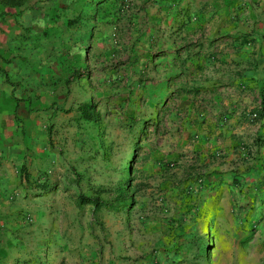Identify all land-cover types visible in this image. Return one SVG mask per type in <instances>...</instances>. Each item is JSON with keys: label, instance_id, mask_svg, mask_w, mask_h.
<instances>
[{"label": "rangeland", "instance_id": "1", "mask_svg": "<svg viewBox=\"0 0 264 264\" xmlns=\"http://www.w3.org/2000/svg\"><path fill=\"white\" fill-rule=\"evenodd\" d=\"M203 1L34 0L1 14L0 137L20 183L0 214V264H239L256 233L240 180L260 152L250 134L207 144L215 121L185 87L216 79L226 55H192L190 71L165 51L214 32L195 18L216 11Z\"/></svg>", "mask_w": 264, "mask_h": 264}, {"label": "crops", "instance_id": "2", "mask_svg": "<svg viewBox=\"0 0 264 264\" xmlns=\"http://www.w3.org/2000/svg\"><path fill=\"white\" fill-rule=\"evenodd\" d=\"M33 1L0 0V22H2V13L10 18L13 12L17 13L21 7H27ZM205 1L203 3L215 7V13L207 16L199 15L195 18L202 23L213 24L211 28L214 32L203 38L200 37L192 47L190 45L177 46L176 40L172 37L166 44L168 51H165L171 60H175L180 54L190 56L185 62V68L188 67L190 71L196 64L192 60V55H208L213 51L218 55L219 53L226 55L224 58L228 63L224 62V65H221L222 62H220L214 70L217 72L216 79L202 81V83L189 80L185 82V87L188 85L187 89L190 91L191 98L197 91L204 94L205 112L209 120L215 121L214 125L206 129L207 144L216 143L226 149L235 148L240 145L239 141L245 139L242 135L250 134L249 141H255L260 152V160L255 161L256 170L243 174L240 180L241 184L246 187V194L241 195L242 198L256 202L245 224L252 229L255 228L256 233L242 242L240 240L241 243L246 244V250L239 251L238 263L264 264V103L262 116L259 117L256 125L250 129L247 123V113L262 99L264 100V0ZM0 36L10 38L9 31L1 25ZM229 63L231 65H228ZM179 64L175 62V65ZM208 65L209 63L203 64V67ZM228 68L232 69L230 74L219 73ZM5 134H9V131L4 132V135L1 134L0 137V200L3 201L0 205V214L10 215L12 209L7 200L17 192L15 189L20 183V178L16 175L18 157L13 146L8 140L5 141ZM232 189L231 193L238 191L234 187Z\"/></svg>", "mask_w": 264, "mask_h": 264}, {"label": "trees", "instance_id": "3", "mask_svg": "<svg viewBox=\"0 0 264 264\" xmlns=\"http://www.w3.org/2000/svg\"><path fill=\"white\" fill-rule=\"evenodd\" d=\"M263 104V101H262ZM79 112L83 119H85L87 122L92 121L98 117L95 107L91 104H84L79 107ZM262 116V109L260 110L259 117ZM130 192L128 190H122L119 195L118 199L116 200L117 203L121 204L124 208L129 205L130 203ZM97 204V203H96Z\"/></svg>", "mask_w": 264, "mask_h": 264}, {"label": "built area", "instance_id": "4", "mask_svg": "<svg viewBox=\"0 0 264 264\" xmlns=\"http://www.w3.org/2000/svg\"><path fill=\"white\" fill-rule=\"evenodd\" d=\"M252 117H253V118H256V115H255V114H253V115H252Z\"/></svg>", "mask_w": 264, "mask_h": 264}]
</instances>
